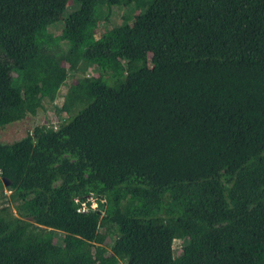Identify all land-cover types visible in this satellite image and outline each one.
<instances>
[{
    "label": "trees",
    "instance_id": "16d2710c",
    "mask_svg": "<svg viewBox=\"0 0 264 264\" xmlns=\"http://www.w3.org/2000/svg\"><path fill=\"white\" fill-rule=\"evenodd\" d=\"M65 84L0 140V264H264V0H0V128Z\"/></svg>",
    "mask_w": 264,
    "mask_h": 264
},
{
    "label": "rangeland",
    "instance_id": "374dc122",
    "mask_svg": "<svg viewBox=\"0 0 264 264\" xmlns=\"http://www.w3.org/2000/svg\"><path fill=\"white\" fill-rule=\"evenodd\" d=\"M71 5L72 3H70V6L67 3L66 6L64 7L65 9L64 12L56 13L55 19L59 20L62 18L63 14L70 12L72 10ZM61 8H63V5L61 6ZM130 12L131 11L129 10L128 7L114 6L113 13L110 17V20L113 23H118L119 21L123 19H128V14ZM61 29H62V25L60 21H58L56 25H53L51 27V30L55 34H59L61 32ZM100 30L102 31L103 27H101ZM99 34L100 33L98 31L97 36H99ZM71 82H75V79L74 78L68 79L67 83L69 84ZM68 84H65L61 87L60 95L54 103H50L46 101L44 104L45 108H40L37 114L35 115L28 114L24 119L10 123L6 125L5 127L0 128V140L3 142H13V141L19 140L25 137L29 132L33 130V128L36 125H39V124H46L51 127L58 125L62 121V117H66L67 115L65 112L57 114L55 111V105L60 106L63 103L64 94L66 93L68 89ZM5 196L6 198L3 199V201H0L1 204L7 203L9 201L8 197L10 196V191L7 189L5 190ZM183 244H184V241L180 239L174 242V248H175L176 254L179 255L181 246ZM119 264H126V263L124 261H121Z\"/></svg>",
    "mask_w": 264,
    "mask_h": 264
},
{
    "label": "built area",
    "instance_id": "2783aa9c",
    "mask_svg": "<svg viewBox=\"0 0 264 264\" xmlns=\"http://www.w3.org/2000/svg\"><path fill=\"white\" fill-rule=\"evenodd\" d=\"M94 205H95V208H96V207H97V203L94 202V203L92 204V207H93Z\"/></svg>",
    "mask_w": 264,
    "mask_h": 264
},
{
    "label": "clouds",
    "instance_id": "9594fccd",
    "mask_svg": "<svg viewBox=\"0 0 264 264\" xmlns=\"http://www.w3.org/2000/svg\"><path fill=\"white\" fill-rule=\"evenodd\" d=\"M54 128H55V126H54ZM93 207H95V205ZM77 211H79V209H77Z\"/></svg>",
    "mask_w": 264,
    "mask_h": 264
},
{
    "label": "water",
    "instance_id": "95a60500",
    "mask_svg": "<svg viewBox=\"0 0 264 264\" xmlns=\"http://www.w3.org/2000/svg\"><path fill=\"white\" fill-rule=\"evenodd\" d=\"M5 184H7V183L5 182Z\"/></svg>",
    "mask_w": 264,
    "mask_h": 264
}]
</instances>
